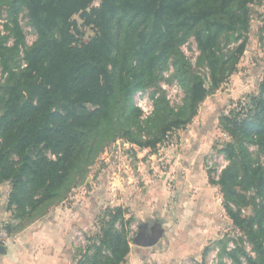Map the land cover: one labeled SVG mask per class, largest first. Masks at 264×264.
I'll return each instance as SVG.
<instances>
[{
    "label": "trees",
    "instance_id": "trees-1",
    "mask_svg": "<svg viewBox=\"0 0 264 264\" xmlns=\"http://www.w3.org/2000/svg\"><path fill=\"white\" fill-rule=\"evenodd\" d=\"M262 1L0 0V17L9 19V33L0 31V186H10L5 208L11 213L2 227L12 235L48 215L118 140L155 148L190 124L205 98L236 71L252 7ZM21 14L36 34L31 45ZM190 38L199 51L195 63L182 48ZM170 68L184 92L177 107L161 87ZM153 88L146 114L134 97ZM221 126L230 140L218 151L229 163L216 184L241 232L231 250L230 239L220 240L221 251L235 264H264V163L251 150L264 155V76L221 116ZM107 216L100 244L78 264L125 263L129 220L119 206Z\"/></svg>",
    "mask_w": 264,
    "mask_h": 264
},
{
    "label": "rangeland",
    "instance_id": "rangeland-1",
    "mask_svg": "<svg viewBox=\"0 0 264 264\" xmlns=\"http://www.w3.org/2000/svg\"><path fill=\"white\" fill-rule=\"evenodd\" d=\"M8 21L7 14L4 13L0 17V31L3 34L9 33L6 29ZM19 21L26 37V43L31 45L36 39V34L28 24V18L24 14H21ZM90 34L91 32L88 30L86 36ZM12 42L13 38L9 40V44H12ZM182 48L186 55L195 63L199 51L194 38H190ZM22 57L23 53L20 52L18 61L24 66L25 61ZM200 71L202 73L206 72L205 69H201ZM171 74L172 68L164 73L161 87L165 90L171 104L177 107L182 103L184 92L177 81L172 79ZM263 76L264 1L252 7L251 31L248 33L246 51L240 57L236 71L227 77L214 93L205 98L200 105L197 116L190 124L169 132L166 138L155 148L140 149L122 139L113 143L100 154L95 164L90 167L84 181L74 188L68 198L62 202V204L64 203V206H62L69 209L67 212V209H64V211L65 215H69V222H71L67 232L70 234V248L71 253L75 254L73 258L75 264H78L82 258L81 255L93 254L94 245L100 244L98 235L104 222L109 218L107 216L109 208L119 206L124 209V218L125 220H129L126 224L129 240L131 243H134L133 239L138 234L137 223L139 222V218L137 217V213L131 211V207L127 205L126 198L129 195L127 192L128 185L131 186L135 183L137 190H141V186L139 185L142 182V177H137L136 181H132L129 178V173H131L135 162V167L139 172L141 170L139 169L140 166L144 165L146 174L150 178L158 180V186L161 185L167 188L168 193L166 194L169 197H165V200L167 203L173 202L171 204L173 205L175 204L174 202L180 201L175 191L177 189H175L173 180L175 176L185 177L184 171L180 173L177 171L184 169L181 160L175 163V156L184 152L195 153V151H197V158L203 167L208 182L216 186V196L219 195L218 209L215 211V224L213 225L218 239L210 241L205 245L210 250L204 258L196 262H193L189 258L183 259L182 264H201L202 262L205 264H235L231 257L221 251L222 244L219 243L220 240L230 239L228 249L231 250L235 248V241L233 239L241 236V232L233 226L231 218L227 215L221 188L216 184L222 170L229 163L225 154L218 151L224 142L230 140L229 134L221 126V116L229 114L238 102L246 98L248 93L256 91ZM0 80H4L1 67ZM155 91L156 89L153 88L139 92L135 95L134 99L139 106L142 104L147 110H151L152 95ZM195 141H198V146L195 145ZM251 150L264 163V155L259 153L258 148L251 146ZM141 159L143 163H140ZM175 170L178 173H175L174 177H170L167 172L173 173ZM0 187L2 188V194L0 195V217H2L3 213L4 216L7 214V219H0V227H2L3 224L1 222H8L11 216V213L6 211L5 208L10 186L9 184H3ZM145 195L150 196V194ZM60 205L57 206L60 207ZM57 206H54L51 210H54ZM243 212L250 214L251 210L245 208ZM117 226L120 228L121 224L118 223ZM198 227L204 232L205 226ZM161 229L172 231L171 229L173 228L170 225H165ZM246 246L249 252L252 253L251 246L248 243H246Z\"/></svg>",
    "mask_w": 264,
    "mask_h": 264
},
{
    "label": "crops",
    "instance_id": "crops-1",
    "mask_svg": "<svg viewBox=\"0 0 264 264\" xmlns=\"http://www.w3.org/2000/svg\"><path fill=\"white\" fill-rule=\"evenodd\" d=\"M195 145H199L198 141ZM196 152L175 156V163L183 162L184 170L177 171H184L185 177L175 176L173 180L180 198L173 205L165 200L169 197L167 188L158 186V180L146 174L144 165L140 166V172L135 167L136 162L133 165L129 178L134 181L142 177L141 190H137L135 183L128 185L126 199L139 218L138 234L134 243L130 242L131 249L124 264H182L183 259L188 258L196 262L208 254L210 248L205 245L218 239L213 225L219 195L216 196V186L208 182ZM177 171L167 173L174 177ZM1 190L0 187V195ZM63 204L25 230L12 234L5 245L0 244L4 247L0 250V264H75L67 232L71 222L64 211L69 209ZM6 215L3 213L0 219H7ZM165 225L172 226V231L161 229ZM198 226H205L204 232Z\"/></svg>",
    "mask_w": 264,
    "mask_h": 264
},
{
    "label": "built area",
    "instance_id": "built-area-1",
    "mask_svg": "<svg viewBox=\"0 0 264 264\" xmlns=\"http://www.w3.org/2000/svg\"><path fill=\"white\" fill-rule=\"evenodd\" d=\"M146 114H149L153 109V104L151 103V110H147L142 104L140 105ZM11 238V234H9L3 227H0V244L5 245L9 239Z\"/></svg>",
    "mask_w": 264,
    "mask_h": 264
},
{
    "label": "water",
    "instance_id": "water-1",
    "mask_svg": "<svg viewBox=\"0 0 264 264\" xmlns=\"http://www.w3.org/2000/svg\"><path fill=\"white\" fill-rule=\"evenodd\" d=\"M0 250H4V247H3V246H1V247H0Z\"/></svg>",
    "mask_w": 264,
    "mask_h": 264
}]
</instances>
